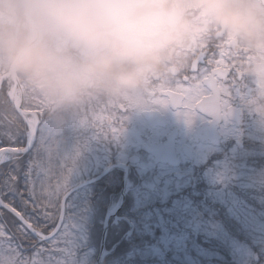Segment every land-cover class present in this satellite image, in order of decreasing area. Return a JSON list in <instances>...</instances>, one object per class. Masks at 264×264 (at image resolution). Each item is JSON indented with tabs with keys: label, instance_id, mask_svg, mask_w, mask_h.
I'll return each mask as SVG.
<instances>
[{
	"label": "clouds",
	"instance_id": "clouds-1",
	"mask_svg": "<svg viewBox=\"0 0 264 264\" xmlns=\"http://www.w3.org/2000/svg\"><path fill=\"white\" fill-rule=\"evenodd\" d=\"M217 38L259 89L249 108L264 121V0H0V78L61 123L146 96Z\"/></svg>",
	"mask_w": 264,
	"mask_h": 264
},
{
	"label": "snow or ice",
	"instance_id": "snow-or-ice-1",
	"mask_svg": "<svg viewBox=\"0 0 264 264\" xmlns=\"http://www.w3.org/2000/svg\"><path fill=\"white\" fill-rule=\"evenodd\" d=\"M205 62L214 65L215 71L198 68V64ZM242 64L243 61H237L231 46L223 42L222 38H217L192 52L188 67L181 73L184 76L183 81H157L150 88L148 95H155L156 85L162 89L165 85L183 83L185 87L169 91L168 95L175 97L177 92H181L184 99L198 109V117L212 122H227L237 115V106L249 108V105L258 99L259 89L243 75ZM229 69L232 70L229 86H218V81L222 83L228 77ZM189 70L192 75L188 74ZM4 82L7 83L6 91L2 86ZM252 84L255 87H252ZM140 98L133 96L126 100L129 103L116 105L102 101L90 102L68 115L61 123H54L47 117L38 100L30 102L21 94L18 84L0 78V112L3 113L0 116L3 121L0 124V137L9 140L18 138L17 113L24 116L28 126L27 148H0V264H35L31 257L26 255L28 250L41 255L47 253V258L41 264H61V261L63 264H70L74 238L73 235L61 236V232L67 233L69 227L72 233L74 231L73 224L65 227L68 221H71L67 215L69 185L58 191L45 193L42 182L43 170H51L54 163L59 167V161L64 157L55 137L65 124H71L90 129L94 134L106 139H118L123 134L130 110L156 107L133 103ZM21 99L25 101L23 106ZM29 108L32 109L31 112ZM113 109H118L119 115L113 118L106 130L100 124L98 114ZM41 114L45 119L38 120L37 116ZM184 121L189 124L192 122L187 118ZM36 124L42 125L39 149L33 144ZM13 125L16 126L15 131ZM52 145H55V161L52 159ZM41 149L50 154L47 161L38 157L37 153ZM25 154L28 156L27 160L23 158ZM42 229H47V232Z\"/></svg>",
	"mask_w": 264,
	"mask_h": 264
},
{
	"label": "rangeland",
	"instance_id": "rangeland-1",
	"mask_svg": "<svg viewBox=\"0 0 264 264\" xmlns=\"http://www.w3.org/2000/svg\"><path fill=\"white\" fill-rule=\"evenodd\" d=\"M143 101L141 97L139 101H133V103L144 105ZM127 103H129V101H127ZM140 111L141 108L129 111L130 113L127 119V126H129V128H127L128 132L125 136V158L122 157L120 161L124 159L127 162L132 155H142L140 153V147L144 139L142 136L143 127L139 125L138 122V120L143 121L139 114ZM101 115H103V113L98 114L100 124L104 121ZM247 115L248 119L245 124L246 129L244 133L240 136V132L235 130L233 135L236 141L245 136L247 141L244 139L241 140L244 142L245 146H232L229 150V155L231 156L230 160L224 159L217 161L214 165H211L210 168L204 169L202 173H200V176L209 186L208 189H206V195L209 196L208 198H211L210 200L213 201L218 200V203H224L232 216L237 218L245 229L246 234L249 235L253 241H260L264 240V214H262L261 209L255 207L251 203V199L255 200L262 188H264V166L256 165L259 164L258 159L250 162L247 161L246 158L264 157V121H262L251 109L248 110ZM179 117L181 119L185 118L183 114H180ZM181 124H176L180 135H183V132L191 133L196 126L193 121L190 124L186 122ZM63 127L69 128L67 134L72 133L71 129H76V127L84 128L71 124H65ZM156 132L152 140L162 138L164 134V132L159 131L158 137V134L155 135ZM55 140L64 157L60 159L59 167L54 163L51 170L47 168L43 170L42 182L45 193L49 191H58L68 185L69 189H71V187L76 185L75 183H77L79 179L83 178V176L80 177L74 165L67 160V154L71 148L69 135H65V137L61 139L57 134ZM36 143V147L39 149L40 135H38ZM52 149V159L55 161V145H52ZM105 151L107 152V150ZM220 152L222 151L220 150ZM37 155L40 159L47 161L50 154L41 149ZM204 157V152L200 151L199 158H197L199 167L203 166L205 162ZM130 164L134 165L137 173L142 177L141 186L132 193L134 205L131 211L133 213H141L139 216L141 226H137L138 233L144 234L152 231L153 234H156L159 230L156 239H158L162 245H165L166 252H171L182 264L184 262H186V264H203V262L198 259L200 258L199 255L205 256L208 264H214L210 260L211 257L208 256L204 247L201 245L197 246L198 252L196 255L186 252L183 244L189 242L192 233L194 235L201 233L207 235V237L224 239L226 240L225 242L230 243L233 250L237 252L243 262L249 260L252 253L249 245L242 244L236 238L233 239L228 237L220 224L208 218L209 207L204 201H200L198 198L201 193L195 191L196 188H192L193 182L195 181H193L195 175L194 166L185 171L187 176L176 179L172 176L171 170L163 166L152 168L151 163L147 162L145 159H143L142 163L131 162ZM155 175L160 180L158 184L152 182ZM221 183H224L227 187L220 186L219 184ZM39 188L40 185L38 184L37 189L39 190ZM185 189H190L189 191H191L193 195H197L195 203L193 199L189 197L188 193L181 194ZM91 192L90 189H86L79 193V195L76 193L69 201L68 216L71 221H68L65 227L73 224L74 231L72 233V229L69 227L67 233L61 232V236L73 235L74 238L73 255L70 258V264H94L95 262L96 249H84L87 247L90 237H88L87 222L89 221V213L91 211L87 206V204L90 205V203L87 201L88 198L86 197H88ZM170 201L171 203L167 206L166 204ZM144 208L148 210L142 213ZM164 212L168 213V216H165ZM174 215H176V221L172 223ZM131 221L132 223H136V220L133 218H131ZM99 225L101 226L102 224L100 223ZM172 229L173 231H171ZM115 232L118 234L120 231H113L112 237L116 234ZM246 234L245 236H247ZM138 236H140V234ZM143 252L144 255H158L159 258L164 261L165 253L162 247H148L147 250ZM28 256L31 257L35 264H41V262L47 258V253L42 255L33 253ZM61 264H63L62 261Z\"/></svg>",
	"mask_w": 264,
	"mask_h": 264
},
{
	"label": "flooded vegetation",
	"instance_id": "flooded-vegetation-1",
	"mask_svg": "<svg viewBox=\"0 0 264 264\" xmlns=\"http://www.w3.org/2000/svg\"><path fill=\"white\" fill-rule=\"evenodd\" d=\"M205 67L209 68L212 71H215L214 65H209L206 62L198 64V68ZM231 69H229V75L227 78L223 80L221 83L218 81V86L227 87L229 86V81H231ZM189 75H192V72L189 70ZM211 75V72L208 73ZM176 80L183 81L184 76L183 74H177L175 76ZM186 85L181 83L177 85L176 83L165 85L162 89L159 85H156L157 91L154 96H149L148 94L143 98L144 105L148 106H156V107H143L140 111V117L143 121H139V125L143 127V144L140 147V153L142 155H132L130 156L127 162L123 159L120 161L122 157L125 158V136L128 132L127 126L128 120L126 121L123 134L118 139H111V138H104L102 136H98L94 134L90 129L76 127V129H71L72 133L67 134L69 131L67 128L63 127L61 131L58 133V137L63 139L65 135H69L71 141V148L69 150L67 160L70 161L72 165L77 169L80 177L83 176L82 179H79L77 183L82 184L90 179H94L101 175V173L106 172L105 175L100 176L99 179H96L95 182L100 181V179L104 178L112 169H119V173L122 174L121 177L114 179L111 178L110 182H115L120 184L121 188L124 186V173L128 172L129 174V181H131V177H137V179L142 181V177H139V173H137L136 168L131 162L142 163L143 159L147 162L151 163L152 168H157L158 166H163L168 169L172 170V176L176 179L183 178V174L185 171L192 166L196 165L197 158L199 157L198 153L200 151L206 152L215 147L211 142L212 140L218 141L216 136V131L209 130L207 134L202 136L206 137V140H202L199 142H195V138L193 136L181 137L180 132L178 131L177 126L173 124L174 117L178 116V112H174L171 108H176L180 105V100L182 97L176 94L175 97L169 96L170 99L168 101V96L166 93V89L169 88L171 91H175L178 87L183 88ZM255 87L254 84L251 85ZM122 103H127V101H123ZM170 104L172 107L170 108ZM249 108H243L241 106H237V115H235L230 121L223 122V124L218 125L219 132L221 134V139L223 138L224 134L227 133V136L231 133H234L235 130L242 132L246 128L247 122V113ZM130 112H128L129 114ZM127 114V116H128ZM119 115L118 109H113L110 112L105 111L103 115H101L104 121L101 123L107 130V127L110 123L113 122V118ZM45 119V118H44ZM130 121V120H129ZM211 121L202 120V123L199 126L204 128L202 129V133H204L211 125ZM204 124H208L205 126ZM139 127V126H138ZM198 127V125H197ZM157 131V132H156ZM158 131L164 132L162 138H157L152 140L155 135L158 134ZM141 134V133H140ZM159 137V134H158ZM66 140V138H65ZM172 145L174 148L173 150L176 151L177 157L172 154L170 147H165L162 149H166V151L161 152L159 155L157 153V157H154L150 148L153 146L158 145ZM226 143L222 145L225 147ZM107 150V152L105 151ZM197 154V155H196ZM159 158V160H156ZM158 161V162H157ZM70 166V165H69ZM154 182L158 183L159 180L156 175L153 177ZM94 182V183H95ZM75 183V184H77ZM93 184V183H92ZM90 187V186H87ZM82 188L78 189L77 191L73 192L68 196L67 202L70 200L71 196H73L76 192H79ZM135 188L130 185L129 190L132 193ZM70 190V189H69ZM121 191V189H120ZM134 231V230H133Z\"/></svg>",
	"mask_w": 264,
	"mask_h": 264
},
{
	"label": "trees",
	"instance_id": "trees-1",
	"mask_svg": "<svg viewBox=\"0 0 264 264\" xmlns=\"http://www.w3.org/2000/svg\"><path fill=\"white\" fill-rule=\"evenodd\" d=\"M3 88L6 91L7 90V83H3ZM25 104V101H24ZM3 113L0 112V116H2ZM17 124L19 125V131L17 133V139L9 140L4 137H0V147L5 146H14V147H23L26 141V135H27V126L26 123L23 121V118L18 115L17 113ZM3 121L0 120V124H2ZM13 131L16 130V126H12ZM219 159L230 160L231 156L226 152H223L221 154L217 155ZM25 160L28 159L27 155H24L23 157ZM246 158V157H245ZM259 160V164H256L257 166H264V157L258 158V157H247L246 160L252 162L253 160ZM209 164V163H208ZM204 168H199L197 171V174L195 175V181L193 182L192 188H196L195 191L200 192L199 199L200 201H204L206 205L209 207V215L208 218L214 220L218 224L222 226L224 229L226 235L230 238H236L239 242L242 244H248L250 247L251 257L248 261L243 262V260L238 256L237 252L233 250L230 243L225 242L224 239H215L212 237H207V235H203L201 233H198L197 235H194L193 233L190 235V239L188 243H184L183 246L186 249V252L196 255L198 252L197 246H203L208 256L211 257V262L214 264H264V240L260 241H253L249 235L246 234L245 229L242 227L240 222L237 220V218L233 217L230 211L227 207H225L224 203L217 201L210 200L211 198H208L209 196L206 195V189H208V185L205 183V181L201 178L200 173H202V170ZM117 172L113 171L110 173V176L112 179L117 176ZM108 178L106 180L101 181L96 187V197H97V204L99 207H101V213L98 211V214L100 217H104V213L106 211V208L108 209L112 203L116 202L118 200V197L120 196L119 192V183L112 182L111 184L107 183ZM133 183H137L138 179L134 176L132 178ZM220 186H225L224 183L219 184ZM184 190L183 193H188L189 197L193 199L194 203L196 200L197 195H193L191 191ZM180 196V195H179ZM258 197V198H257ZM254 199H251V203L262 210V214H264V188L260 191L259 195ZM174 198V197H172ZM133 198L130 194L127 195L125 204L123 207L124 213L131 214V209L133 207ZM171 203V201L166 204L167 206ZM164 206V204H163ZM0 214H2V210H0ZM165 216H168V213L164 212ZM172 216V215H170ZM99 217V218H100ZM136 222L139 221L138 216H134ZM98 220V219H97ZM176 221V215L173 217V222ZM98 225L95 226L94 229L91 231V246L97 248V252L99 251V244H100V235H102V225L100 226V222L98 220ZM122 224H124V228L122 227ZM127 224L125 222L118 225H112V227L109 230L108 237L106 240V248L107 255L104 257V261L102 264H182L179 260L176 259L174 255H172L171 252L165 251V245H162L161 242H159L158 239H156V236H158V231L156 234H153L152 231H149L148 233H138L137 230L135 233L130 237L126 238L124 236L125 229L128 228L126 226ZM141 225V224H140ZM169 225V224H167ZM119 228V229H118ZM118 229L120 231L118 234H114V237H112V232ZM153 229V228H152ZM42 231L47 232V229H42ZM173 231V229L171 230ZM179 231V230H178ZM140 234V236H138ZM245 234L247 236H245ZM185 238V237H184ZM161 244V245H159ZM162 247L164 249L165 257L164 261L159 258L158 255H144V250H147L148 247ZM200 248V247H199ZM28 254H32L33 252L31 250L27 251ZM198 258L203 264H208V261L206 260L205 256H200ZM183 264H186L184 262Z\"/></svg>",
	"mask_w": 264,
	"mask_h": 264
},
{
	"label": "water",
	"instance_id": "water-1",
	"mask_svg": "<svg viewBox=\"0 0 264 264\" xmlns=\"http://www.w3.org/2000/svg\"><path fill=\"white\" fill-rule=\"evenodd\" d=\"M202 87H203V85H202ZM180 105H181V104H180ZM180 105H179V107H180ZM194 109H195V110H198L196 107H194ZM34 128H35V135H34V138H33V143H34V141H35V136H36V132H37V125H35ZM200 130H201V128L198 130V132L196 133V135L198 134V136H200V135H199ZM27 147H28V146H27ZM27 147H26V148H27ZM162 148H164V146H156V147H153L152 149H150V151L152 152V154L154 155V157H157V156H158L157 153L160 155L161 152L166 151L165 149H162ZM6 149H7V148H6ZM13 154H14V153H13ZM156 160H159V158H156ZM157 162H158V161H157ZM73 190H75V189H73ZM121 194H122L121 204H123V202H124V198H125V195H126L125 190H124L123 193H121ZM117 207H118V206H117ZM120 207H121V205H120ZM116 211H117V209L111 211V213L107 215V218H106L105 224H104V226H103L104 229H103V235H102V239H101L100 258H98L99 260H98L97 264H101V262L103 261L105 241H106L107 232H108V229H109V221H110L111 216L116 215ZM115 222H117V219H115ZM49 235H51V233H50Z\"/></svg>",
	"mask_w": 264,
	"mask_h": 264
}]
</instances>
